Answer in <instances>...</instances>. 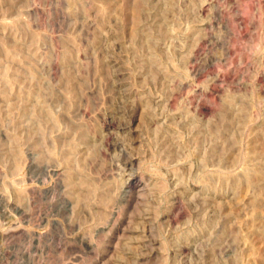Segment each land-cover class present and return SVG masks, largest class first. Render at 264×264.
Segmentation results:
<instances>
[{
	"label": "rangeland",
	"instance_id": "rangeland-1",
	"mask_svg": "<svg viewBox=\"0 0 264 264\" xmlns=\"http://www.w3.org/2000/svg\"><path fill=\"white\" fill-rule=\"evenodd\" d=\"M132 258L264 264V0H0V264Z\"/></svg>",
	"mask_w": 264,
	"mask_h": 264
},
{
	"label": "bare ground",
	"instance_id": "bare-ground-1",
	"mask_svg": "<svg viewBox=\"0 0 264 264\" xmlns=\"http://www.w3.org/2000/svg\"><path fill=\"white\" fill-rule=\"evenodd\" d=\"M221 171V170H220ZM225 174V173H224ZM246 180V179H245ZM248 181V180H247ZM235 184H236V182H235ZM95 186V185H94ZM105 186V185H104ZM78 187H79V185H78ZM125 188V187H124ZM82 189V188H81ZM121 189V188H120ZM88 191H90V190H87L86 192H88ZM95 191V190H94ZM103 191V190H102ZM90 192H93V189H92V191H90ZM112 192V191H111ZM98 193V192H97ZM103 194H104V192H103ZM92 195H94V194H92ZM122 195V194H121ZM106 197L108 196V195H105ZM127 196V195H126ZM256 196V195H255ZM82 197V196H81ZM257 197V196H256ZM255 197V198H256ZM77 198V197H76ZM83 198V197H82ZM85 198V197H84ZM91 198V197H90ZM108 198H110V197H108ZM92 199H94V198H92ZM120 199H121V197H120ZM86 200V199H85ZM123 202V201H122ZM255 202V201H254ZM107 204V203H106ZM103 207V206H102ZM107 213V212H106ZM110 213V212H109ZM256 213H254V215H255ZM258 214V213H257ZM150 216V215H149ZM105 219V218H104ZM106 220H108V219H106ZM99 221V220H98ZM107 222V221H106ZM100 228V227H99ZM124 236V234L122 235V237ZM126 239H127V241L129 242V243H132V242H134L135 241V237L134 236H126ZM125 252H128V253H131L130 252V250H126ZM141 259H143V258H132V260L130 261V264H134L135 262H137V261H139V260H141Z\"/></svg>",
	"mask_w": 264,
	"mask_h": 264
}]
</instances>
